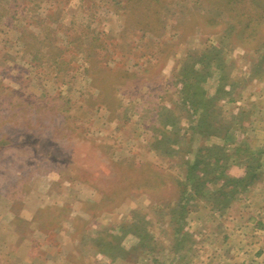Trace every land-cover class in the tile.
Instances as JSON below:
<instances>
[{"label": "rangeland", "instance_id": "374dc122", "mask_svg": "<svg viewBox=\"0 0 264 264\" xmlns=\"http://www.w3.org/2000/svg\"><path fill=\"white\" fill-rule=\"evenodd\" d=\"M223 1L0 0V264H264V25Z\"/></svg>", "mask_w": 264, "mask_h": 264}, {"label": "trees", "instance_id": "16d2710c", "mask_svg": "<svg viewBox=\"0 0 264 264\" xmlns=\"http://www.w3.org/2000/svg\"><path fill=\"white\" fill-rule=\"evenodd\" d=\"M112 4L116 9H120L122 7V12L120 15L123 16L124 19V25H123V32L127 30L130 27H135L137 30L142 32H149L153 31L152 26L155 23H161L160 15L158 14V10L155 8L154 11H151V5H155L158 7H163L165 0H111ZM218 1V0H217ZM219 8H222L225 10L226 15L233 16V17H241L243 16L245 18L244 23L242 24V31L241 34L243 35L242 38L244 39H251L254 38V35L260 27L264 25V1L259 0H224L222 2V6H218ZM121 11V10H120ZM128 12V13H127ZM23 32H25V28L22 29ZM50 30H48V33ZM99 43L98 36L94 37L92 39L91 44ZM100 48H103L105 45L104 43L100 42ZM264 44H260L258 48H263ZM131 48V47H130ZM92 54H97L92 52L89 54L91 56ZM89 56H86V64H90L89 62ZM92 57V56H91ZM93 59L97 62V59L90 58V60ZM149 64V63H148ZM146 66V65H145ZM89 67V66H88ZM147 67V66H146ZM144 70H148V68H144ZM102 71V70H101ZM88 72V69H85V73ZM114 73L118 75L119 80H124L125 78H128L129 76H137V73L134 71L129 72L128 70L124 69H118L117 71L114 70ZM91 82L95 81L92 80V76L90 77ZM257 162V161H256ZM219 162H217L218 164ZM196 166V163L194 164L193 168ZM260 165H255L250 168H248V172L246 174V178H243L242 181H256L258 179V175L256 174V169ZM192 168V169H193ZM223 169V168H222ZM129 170V169H128ZM139 170V169H138ZM131 171V170H130ZM140 171L141 178L133 179L134 181L131 184L139 185L142 188H145L146 190L152 191L154 188L160 186L162 184L161 180L158 179V176L154 173H149L146 176L142 178V171ZM223 174V170L221 171ZM146 174V173H145ZM221 174V175H222ZM237 182V183H238ZM131 186V185H130ZM126 185L119 187L118 189L125 188ZM116 190H113L110 194H107L106 196L110 198L112 193H114ZM197 191V190H196ZM149 193V192H148ZM115 195V194H114ZM113 195V196H114Z\"/></svg>", "mask_w": 264, "mask_h": 264}]
</instances>
